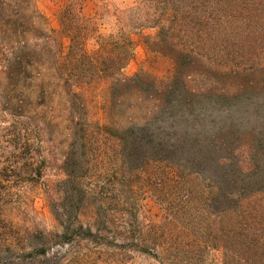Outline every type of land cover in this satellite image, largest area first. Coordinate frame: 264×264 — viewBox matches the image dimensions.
<instances>
[{
	"label": "rangeland",
	"instance_id": "1",
	"mask_svg": "<svg viewBox=\"0 0 264 264\" xmlns=\"http://www.w3.org/2000/svg\"><path fill=\"white\" fill-rule=\"evenodd\" d=\"M67 5L68 0H0V249L4 252L8 243L20 248L30 233L56 231L51 210H57L58 195L64 188L63 162L70 151L72 174L78 183L96 184L103 192L110 188L116 198L128 192L132 197L129 203H135V208L129 209L109 207L111 224L103 229L105 237L115 244L96 252L87 264H264V196L241 206L242 196L191 189L171 177L161 193L150 192L146 177L128 180L136 185L133 194L122 189L127 180L111 168L117 144L96 123L111 122L115 135L119 133L115 129L127 126L130 120L149 122L143 117L152 110L153 102L144 98L135 105L134 100L110 97L103 84H90L98 79L96 75L79 73L76 80L84 83L83 98L93 137L84 146L79 139L83 125L79 116L82 119L84 111L79 103H65L54 90L56 82L44 55L45 36L66 53L70 41L62 29H68L65 25L69 21L75 45L83 41L87 52L97 49L100 37L125 33L133 40L131 59L120 71L123 77L153 68L152 72L164 75L168 60L148 48L171 47L198 49L203 56L207 52L215 57L230 53L235 57L230 60L233 66L248 74L264 65V0H182L187 12L182 18H169L168 27L163 29L153 26L159 20L160 0H79L70 16L63 14ZM38 54L41 70L35 71L27 65L37 61ZM12 58H19L27 69L20 66L6 71L7 59ZM40 79L41 94L32 104L27 98L38 91ZM263 80V76H256V81ZM196 82L200 86L203 80ZM21 102L24 115L34 118L25 119L33 134L34 158L24 146L17 147L11 136ZM208 124L221 126L217 120ZM195 130L199 126L189 127L190 133ZM198 139L205 138L199 135ZM163 168L159 165L157 169ZM184 174L181 183L190 177ZM139 234L160 249L166 245L168 260L162 259L161 252L152 251L154 244L145 253L121 245Z\"/></svg>",
	"mask_w": 264,
	"mask_h": 264
},
{
	"label": "trees",
	"instance_id": "2",
	"mask_svg": "<svg viewBox=\"0 0 264 264\" xmlns=\"http://www.w3.org/2000/svg\"><path fill=\"white\" fill-rule=\"evenodd\" d=\"M68 1L69 5L63 12L66 16L75 13L79 0ZM160 5L157 9L159 20L153 25L158 29L168 27L169 18H182L188 10L183 7L182 0H160ZM81 8L80 5L78 13ZM66 24L68 29H62L70 41L66 53L59 43L45 36L44 55L50 62L47 69L56 82L54 90L60 92L65 103H79L84 111L82 119L79 116L83 122L81 134H77L78 137L80 134L79 139L84 146L90 144L93 137L83 98L84 83L76 80L79 73L96 75L98 79L90 84H103L110 97L118 95L122 99L134 100L135 105L144 98L153 102L152 110L143 117V120L149 118V122L140 124L136 119L130 120L127 126L117 127L115 130L119 133L115 135L111 122L105 119V124L96 123L109 132V138L117 144L111 168L127 180L121 184L122 189L133 194L136 185L128 180L146 177L150 192L161 193L168 187L171 177L177 180L178 185L191 189L205 188L211 194L242 196L241 206L255 197L264 196V80L256 81V76L264 77V65L244 74L245 71L233 66L230 60L235 57L230 53L215 57L207 52L203 56L198 49L171 47L170 50L152 51L147 46L149 52L168 60L164 75L152 72L156 70L153 68L123 77L120 71L131 59L133 40L125 33L100 37L96 42L97 49L87 52L83 41L80 46L75 45L72 29H69L72 24L69 21ZM39 56L27 67L41 70ZM20 66L27 69L19 58H12L7 59L4 68L10 71ZM197 79L203 80L200 86ZM37 89L27 98L32 104L41 94V79ZM17 108L11 136L17 147L24 146L34 158L33 134L25 121L34 118L24 115L26 111H23L22 102ZM214 113L215 117L211 116ZM107 120L110 119L107 117ZM216 120L221 126L215 128L208 124H215ZM226 122L229 125H224ZM198 126L199 130L189 132V127ZM179 133L185 135L176 136ZM199 135L205 139L197 140ZM159 165H164V168L158 170ZM63 167L64 188L58 195L57 210H51L56 231L27 234L28 238L20 248L6 244L4 252L0 249V264H87L96 252L109 250L115 244L105 237L103 229L104 225L111 224L112 209L109 207L135 208L134 201L129 203L131 195L126 192L116 198L110 188L103 192L96 184L78 183L72 174L70 151ZM183 173L190 177L181 183L179 180ZM133 217L136 219L135 211ZM130 228L133 231L135 227ZM122 229L125 230L124 227ZM152 244V251L161 252L162 259L168 260L166 245L160 249L159 245L153 241L148 243L140 234L134 239L121 241L122 246L130 245L131 250L143 253L150 250ZM10 249H15L17 254ZM152 256L159 260L157 255Z\"/></svg>",
	"mask_w": 264,
	"mask_h": 264
}]
</instances>
